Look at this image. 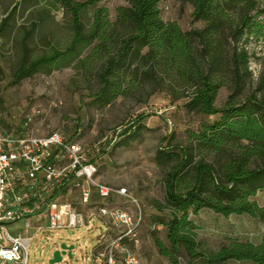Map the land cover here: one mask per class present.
Returning <instances> with one entry per match:
<instances>
[{
  "label": "trees",
  "instance_id": "trees-1",
  "mask_svg": "<svg viewBox=\"0 0 264 264\" xmlns=\"http://www.w3.org/2000/svg\"><path fill=\"white\" fill-rule=\"evenodd\" d=\"M102 1L53 0L47 5L44 14L54 8L70 18L72 41L29 63L23 55L12 84L78 62L97 73L100 86L93 98L103 106L160 82L177 99L181 89L185 110L203 121L188 132V146L157 154L166 186L165 202L153 204L162 214L153 222L165 231L164 238L159 230L152 232L158 255L167 264H264V236L258 243L229 237L211 250L199 240L194 219L207 210L264 224V208L255 201L264 193V72L246 90L254 82L251 57L246 45L239 47L264 36V0H180L192 6L193 21L203 23L200 30L185 32L177 22L163 20L160 5L169 0H126L113 18ZM22 4L9 9L0 36ZM228 81L232 93L217 107L219 91ZM142 119L133 133L124 134L137 135Z\"/></svg>",
  "mask_w": 264,
  "mask_h": 264
},
{
  "label": "rangeland",
  "instance_id": "rangeland-1",
  "mask_svg": "<svg viewBox=\"0 0 264 264\" xmlns=\"http://www.w3.org/2000/svg\"><path fill=\"white\" fill-rule=\"evenodd\" d=\"M19 1L0 0V24ZM22 2L6 33L0 36V133L21 135L29 130L35 135L46 136L60 132L74 137L83 146L99 145L100 153L95 156L100 158L102 180L115 189H127L138 201L143 216L137 244L128 240L117 248L113 242L118 231L113 228L102 234L96 229L60 231L51 239L54 244L39 238L32 242L29 263L51 264L54 254L65 245L73 247L72 256L68 252L59 264H109L107 255L111 249L115 264H126L122 248L134 253L139 264H167L159 257L152 240L153 231L159 230L161 238L165 236V231L157 229L153 222L154 216L162 215L153 204L164 203L166 196L165 170L158 166L157 154L175 145L188 146V132L197 130L203 118L188 113L183 106L186 99L181 95L182 90L177 89L176 95L180 97L177 99L169 93L166 82H160L156 88L147 86L142 91H130L127 96L103 106L93 98L100 86L97 73L82 69L78 62L64 63L49 74L42 70L12 84L23 55L29 63L55 50H64L72 41V26L65 11L52 8L49 15L44 14L53 0ZM101 5L113 18L117 8L126 5V0H103ZM160 7L163 20L177 22L184 32L203 28L202 22L193 21L192 6L180 0H169ZM245 45L254 78L246 89L250 90L255 87L258 75L264 72V36L251 38L239 47ZM82 54V57L86 55ZM231 88L228 81V85L220 89L217 107L224 106L232 93ZM140 117H143L139 121L140 131L135 136H126L129 130L135 131ZM29 118L32 122L26 126ZM91 156H94L92 152ZM255 201L264 208V193H259ZM123 207L129 213L137 211L127 200ZM194 219L200 228L199 240L211 250L219 249L229 237L258 243L264 236V224L244 216L225 218L206 210ZM18 227L22 229L23 222L7 228L13 235Z\"/></svg>",
  "mask_w": 264,
  "mask_h": 264
},
{
  "label": "built area",
  "instance_id": "built-area-1",
  "mask_svg": "<svg viewBox=\"0 0 264 264\" xmlns=\"http://www.w3.org/2000/svg\"><path fill=\"white\" fill-rule=\"evenodd\" d=\"M30 122L31 118L25 125ZM100 149L60 132L0 133V264H30L34 240L54 244L51 239L58 232L73 229L102 234L113 228L118 231L113 242L117 248L125 239L138 243L143 222L139 203L127 189L104 183L100 158L95 156ZM126 200L137 208L135 213L124 209ZM21 222L23 228L10 234L7 227ZM122 250L126 264H139L134 253ZM113 258L111 249L109 264H115Z\"/></svg>",
  "mask_w": 264,
  "mask_h": 264
},
{
  "label": "water",
  "instance_id": "water-1",
  "mask_svg": "<svg viewBox=\"0 0 264 264\" xmlns=\"http://www.w3.org/2000/svg\"><path fill=\"white\" fill-rule=\"evenodd\" d=\"M61 250H58L53 256V259L50 261L51 264H59L62 261V256L66 255L69 252V256L71 257L72 248H68L65 245L61 246Z\"/></svg>",
  "mask_w": 264,
  "mask_h": 264
},
{
  "label": "crops",
  "instance_id": "crops-1",
  "mask_svg": "<svg viewBox=\"0 0 264 264\" xmlns=\"http://www.w3.org/2000/svg\"><path fill=\"white\" fill-rule=\"evenodd\" d=\"M115 199L118 200V197H116ZM115 199L111 200V202H115Z\"/></svg>",
  "mask_w": 264,
  "mask_h": 264
}]
</instances>
